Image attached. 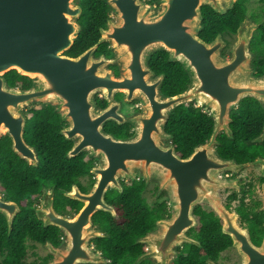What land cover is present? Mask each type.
Returning a JSON list of instances; mask_svg holds the SVG:
<instances>
[{
	"label": "water",
	"instance_id": "1",
	"mask_svg": "<svg viewBox=\"0 0 264 264\" xmlns=\"http://www.w3.org/2000/svg\"><path fill=\"white\" fill-rule=\"evenodd\" d=\"M220 1L155 0L150 5L145 0H106L115 20L108 18L97 42L78 57L69 58L63 53L82 31L78 23L82 9L75 0H0V139L7 137L12 153L27 166L37 168V152L24 140L25 109L37 102L50 103L61 119L69 122L59 131L66 142H72L66 159L85 152L98 162L90 169L94 182L88 193L75 185L64 193L82 204L73 217L54 210L53 188L42 189L34 215L44 228L55 227L62 235L59 246L43 245L50 255L47 264H107V258L91 245L104 236L94 227L92 217L97 212L115 217L114 208L105 201L106 192L122 194V182L134 183L137 177L145 186L152 179L160 183L158 191L167 193L170 216L158 220L153 231L135 241L146 251L133 264H171L182 245L200 247L187 232L196 226L193 212L201 203L209 205L221 221V232L230 238L242 264H264V241L254 246L247 230L236 225L237 215L228 212L218 196L219 190L237 188L238 181L219 179L220 174L237 175L257 166L264 176V158L237 163L220 158L216 152L221 133L233 140L230 112L241 100L252 98L264 110V77H253L249 67V44L257 25L250 19L239 23L228 50L229 60L221 56L226 46L221 35L209 43L198 36L203 28L201 6L219 11ZM226 1L230 7L235 0ZM101 44L108 45L111 57L95 58ZM161 51L167 53L169 63H179L189 79L183 92L169 97L160 93L164 75L155 76L148 66L149 58ZM114 66L117 74L110 68ZM10 71L28 78L30 88L9 86L4 75ZM97 93L105 98L103 110L94 102ZM118 93L126 103L138 101L142 110L124 118L114 99ZM189 103L209 114L212 133L181 158L165 126L177 107ZM108 122L131 124L135 132L128 139H117L104 131ZM263 143L264 124L246 144ZM20 211L0 192V215L6 221L8 236ZM205 263L217 264L210 259Z\"/></svg>",
	"mask_w": 264,
	"mask_h": 264
},
{
	"label": "trees",
	"instance_id": "2",
	"mask_svg": "<svg viewBox=\"0 0 264 264\" xmlns=\"http://www.w3.org/2000/svg\"><path fill=\"white\" fill-rule=\"evenodd\" d=\"M81 7L79 23L82 31L73 46L67 52L76 56L94 45L99 39V29L105 27L106 18L111 8L106 0H75ZM148 3L153 0H146ZM155 1V0H154ZM240 17H203V30L199 37L206 43L213 41L218 34L234 35ZM261 35L253 40L263 44ZM104 52L112 56L107 44H101L96 54ZM166 52L154 53L148 66L156 75H164L162 92L176 95L183 92L188 84V76L179 63H169ZM118 73L117 67H111ZM9 86L25 90L30 80L10 71L4 75ZM48 111V112H47ZM38 112L32 109L25 127L24 135L27 143L33 147L40 159L37 168H32L15 156L7 137L0 139V192L4 198L17 204L20 213L15 216L10 235H7V224L0 215V264H47L50 256L28 261V245H44L49 242L59 246L62 235L55 227L42 226L33 213L34 201L38 199L42 185H54V209L64 215L76 213L81 203L66 199L61 192L66 191L71 183H77L79 176L87 175L91 165L83 158L68 160L65 157L70 143L58 133L60 120L51 109ZM230 128L233 140L221 133L217 137L219 146L216 152L222 159H233L237 163L253 161L255 145L246 142L255 138L264 124V110L252 98H245L230 112ZM212 121L206 112H202L194 104L177 107L170 115L165 126L166 133L173 136L172 145L177 155L187 157L193 148L205 143L212 133ZM106 131L118 137V126L109 124ZM77 159V160H76ZM123 192L118 194L111 190L105 195L106 202L111 205L116 217L103 212L93 215L96 228L104 232V237L93 241L96 251L105 256L107 264H133L144 246L135 241L155 229V223L170 216L166 202L149 207L142 197L145 184L122 182ZM197 225L187 234L198 241L200 247L186 245L178 250L172 264H206L210 259L218 262L220 255L231 248V240L221 232V221L212 210L195 207L193 212ZM258 230V229H257ZM256 229L250 232L257 233ZM142 264H147L146 262Z\"/></svg>",
	"mask_w": 264,
	"mask_h": 264
},
{
	"label": "flooded vegetation",
	"instance_id": "3",
	"mask_svg": "<svg viewBox=\"0 0 264 264\" xmlns=\"http://www.w3.org/2000/svg\"><path fill=\"white\" fill-rule=\"evenodd\" d=\"M153 2H154V0L150 1L149 3L147 2V3L151 5ZM228 5H230V4L226 0H221L217 6L219 11H216L207 5L201 6L200 12H201V17H202V22H203V17H240L238 25L240 22H242L245 19H250L254 24H256L257 29L254 30L252 37H251L250 44H249V51L251 54V60L249 63V67H250L251 75L253 77L263 78L264 77V39H263V44H256V43H254L253 40L255 39V37L258 38L260 35L262 38H264V0H235L230 7ZM108 18L114 19L115 17H107L106 20ZM78 23H79V20H78ZM103 28L104 29L106 28V23H105V27H103ZM100 29H102V28H100ZM100 29H99V31H100ZM202 30H203V28H202ZM218 35H221L222 39L226 42V46L222 49L221 55L223 58L229 60L230 56L228 54V50L236 38V31H235L234 35H230V36L229 35H222V34L218 33L213 38V40ZM230 38H232V40H229ZM108 49H109V47H108ZM68 51L64 52L63 55L67 56L69 58H76L84 52L83 51L82 53H80L79 55H76V56H71V55L67 54ZM97 51H98V48L96 49V51L94 53L95 58H97L101 55H103L106 58L110 57V56H106L104 52L96 54ZM161 75H163V74H161ZM155 76H158V75L155 74ZM30 86H31V81H30ZM30 86L28 88H30ZM187 86H188V84H187ZM187 86H186V88H187ZM28 88H26V89H28ZM161 88H162V86H161ZM161 88H160L161 95H163L165 97L173 96V95H166L164 92H162ZM114 99H115V101L118 102V104L120 106V113L124 118H129V117L135 115L136 113H138L142 110V105L138 101H132L130 103H126L124 101L123 95L121 93L116 94L114 96ZM94 102H95L98 110H103L107 105L105 98H104L102 93L95 94ZM32 109L37 110L38 112H44V111H47L48 109H51L52 113L55 114L56 116H58V118L60 120L59 131L69 125V122L63 121L61 119L60 114L55 112V107L52 104L45 103V102H37V103H34V104L28 106L25 109V117H26L25 127H26L27 121L29 119V113L31 112ZM109 124H115V125H117V124L114 122H108L104 125V127H103L104 131L108 134H112V133L105 130L106 126ZM117 126H118V137H116L112 134L117 139H128L135 132V128L131 124L125 123V124L117 125ZM25 127H24V129H25ZM59 131H58V133H59ZM24 133H25V130H24ZM24 140L27 143V137L25 135H24ZM68 143H70V147H71L72 142H68ZM170 143L172 144V142H170ZM70 147H69V149H70ZM255 147H258V148L253 150V152H254L253 160L257 157L264 158V143L261 145L255 146ZM37 156H38V154H37ZM75 158H77V159L83 158L86 162L90 163L91 165L88 168V174L83 175V176H79L77 178V183H71L69 185L68 190H70L71 187L73 185H75L80 190V192L88 193L91 190L93 182H94V177L90 175V169L94 166H97L98 162L96 159L90 158L89 155L85 152L79 154ZM75 158H73V159H75ZM38 159H39V156H38ZM39 163H40V159H39ZM250 168H253L254 171L251 170L242 176L240 175V180L236 183L238 188L224 190L222 192V194L224 195V198H223L224 199V207L228 210V212L234 213L238 216V220H237L238 225L240 226L241 229L247 230L251 243L254 246L258 247L264 241V210L262 209V207L264 206V203H263L264 201L262 200V199H264V176H262L260 174V171L257 167H250ZM234 178H235V176L231 173L222 174V179L232 180ZM123 182H125V181H123ZM43 188H45L47 191H50L53 188V208H54V197L56 194L55 186L54 185H47V186L42 185L40 188L39 197H38V199H36L34 201L33 213H34V210L39 207V201H40L41 196H42L41 191ZM68 190L61 192L63 197H65L64 193L67 192ZM108 191H111V190H108ZM2 198L4 200H7L4 198L3 194H2ZM66 199H68V198H66ZM169 212H170V210H169ZM76 213H72L70 215H65V216L72 217ZM62 215H64V214H62ZM115 217H116V214H115ZM94 227H95V225H94ZM251 229H256V230L258 229L257 230L258 232L257 233H255V232L251 233L250 232ZM103 234H104V232H103ZM93 241L91 242V245H92V248L94 249V251H96L94 244H93ZM41 246H43V245H41ZM145 251H146V248L144 247L143 252L141 254H143ZM96 252H98V251H96ZM140 255H138V256H140ZM145 262L147 264H149L148 261H145ZM142 263H144V262H142Z\"/></svg>",
	"mask_w": 264,
	"mask_h": 264
},
{
	"label": "rangeland",
	"instance_id": "4",
	"mask_svg": "<svg viewBox=\"0 0 264 264\" xmlns=\"http://www.w3.org/2000/svg\"><path fill=\"white\" fill-rule=\"evenodd\" d=\"M109 17H115L114 12H113L112 9H111V11L109 13ZM111 20H115V18L111 19ZM229 40H232V38H230ZM233 43H232V45H233ZM230 47H229V49H230ZM189 104H194L195 107L199 108V106L197 104H195V103H189ZM250 167H257V166H250ZM250 167H247V168L243 169L237 175H234V174L233 175L235 176V178H238V181H239L240 180V175L242 176L245 173H248L249 171L253 170V168H250ZM257 168L259 169V167H257ZM259 171H260V169H259ZM218 178L222 179V174H220L218 176ZM138 180L143 181L142 178H138L137 177L136 181H138ZM222 180H225V179H222ZM127 182H129V181L125 180V183H127ZM159 186H160V183L158 181H156V180H153V179L145 186V190H144V193H143L142 197L144 198L146 204L149 207H154V206H156L157 204H159V203H161L163 201L166 202L167 205H168L169 199H168L167 193H166V191H162V192L159 193V191H158ZM224 190H228V189H222V190L218 191V196L220 198V203H221V205L223 207H224V199H223L224 195L222 194V192ZM197 206L202 207V208H204L206 210H212L211 207L209 205L205 204V203L198 204ZM237 220H238V216L236 217V225L240 228V226L238 225ZM195 221H196V218H195ZM196 225H197V221H196ZM184 246H186V244L182 245L180 248H178V250L182 249ZM27 253H28V261L29 262L33 261V260H36V259H39V258H43V257H45L47 255L50 256L48 251L43 246L36 245V244H34V245L33 244L32 245L29 244L28 247H27ZM175 257H172V261H173V259ZM217 264H242V257L239 255V253L236 251L235 248H230V249L226 250L225 252H223L220 255V259L217 262Z\"/></svg>",
	"mask_w": 264,
	"mask_h": 264
}]
</instances>
